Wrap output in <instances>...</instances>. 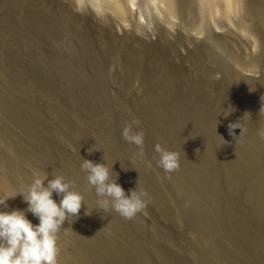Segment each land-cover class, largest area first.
Masks as SVG:
<instances>
[{"label":"rangeland","instance_id":"374dc122","mask_svg":"<svg viewBox=\"0 0 264 264\" xmlns=\"http://www.w3.org/2000/svg\"><path fill=\"white\" fill-rule=\"evenodd\" d=\"M24 2H27L26 6L30 4V0H0V198L25 191L37 175L41 178L47 175L49 179L63 176L66 182L73 184L74 191L82 194L85 206L79 217L72 223L69 218L57 233L59 264H264V247L261 249L257 244L259 238L263 245L264 226L262 224V229L258 225L257 206L253 201V194L260 186L253 175L249 177L252 173L244 165L251 151V139L246 135H250L253 128L242 124L243 134L240 128L235 129L236 136L240 135L236 143L225 127L232 116H219L225 112L223 106L210 102L211 107H205L207 103L204 101V105L203 99L196 94L190 101L193 104L188 106V95L179 89L181 85L176 80L143 79L135 72L134 75L120 72L116 77L105 78L85 76L87 79L61 76L56 72L57 66L51 64L49 67L43 61L45 65L34 61L28 41L27 49L23 48L26 44L18 41L17 36H23L18 34L19 25L22 21L23 25L31 22L29 19L32 18L31 13H27L30 6L25 7ZM86 2L91 7L101 4L100 0ZM133 4L129 6L133 5L135 17L133 22L130 21L132 23L127 22L130 26L133 24L132 28L156 29L155 23L159 19L161 22L173 19L164 14L162 0H134ZM19 9L23 11L19 12ZM220 13L217 10L210 13L208 21L210 17L212 19L208 25H212H207L208 31L222 44L219 52L228 56L222 57L228 65L233 64L229 65L235 69L233 71H250L245 56L252 52V45L237 46L229 42L226 35L228 26L232 22L234 27L238 16ZM173 20L172 24L183 23L179 17ZM9 21L17 22L18 27ZM28 23L24 26L29 37L32 27ZM120 25L124 24L119 23L118 27ZM186 29L192 34L196 31L189 26ZM87 30V36H93L92 42L98 46L102 44L100 41L105 42L102 46L110 44L108 33L101 36L94 28ZM104 56H69L67 62L73 61L71 69L77 66L93 73L111 68L125 71L121 60ZM68 65L67 69H70ZM240 65L242 68H238ZM127 66L129 70L131 66ZM251 103L255 111L259 109V100L253 99ZM216 116L221 118L220 121ZM133 117L138 118L139 129L145 133L143 157L138 155L135 145L122 137V129ZM206 119L212 120L214 125L209 121L206 124ZM157 143L179 154V170L165 173L157 166L159 156L154 151ZM90 148L95 150L89 153ZM82 158L105 163L110 172L113 169V179L118 173L117 182L126 194L135 188L137 192H146L145 209L132 220H125L115 212L100 211L95 190L90 188L86 174L80 170ZM149 162L151 167H148ZM53 199L59 202L60 197L53 193ZM6 204L7 207L0 206V211L27 208L20 195L9 198ZM26 215L34 225L39 223L30 212Z\"/></svg>","mask_w":264,"mask_h":264},{"label":"bare ground","instance_id":"6f19581e","mask_svg":"<svg viewBox=\"0 0 264 264\" xmlns=\"http://www.w3.org/2000/svg\"><path fill=\"white\" fill-rule=\"evenodd\" d=\"M100 2L101 4L98 7L93 4L91 7L90 5L87 4L86 0H32V1L30 0V4H27V6L28 5L30 6L29 11L27 10L26 11L27 13L29 12L28 14L31 13L30 15L32 16V18L29 19L31 20V22L29 23L26 22V23H28L29 27L31 26L33 29L31 28V31L29 32V37L27 36L28 33L26 32V28L24 26L26 24L25 21L26 20L29 21L28 19L25 18L26 20H24L25 23L24 25L22 19L20 20L22 21L21 25L23 26L19 25L17 22L14 21H9V22H12L14 25L15 23L19 25V27L16 25L15 27L16 28L18 27V32H19L18 34H22L23 36L22 37L20 35L17 36L19 39L18 41L22 42L24 45L26 44L25 47H23L25 49H27L26 47L27 41L29 42L30 44L29 46L31 47V49L30 47L29 49L31 50V55L33 56L34 61L39 63L43 61L49 67H51V64L54 67L57 66L56 69L58 70L56 72L61 74V76L63 75L65 78L66 77H68V79L75 77L80 78L85 76L92 77L93 75L97 77L104 76L105 78L106 76L116 77L117 76L116 74L120 72L124 75L125 74L134 75L135 72L136 74L140 75V77L141 76L144 77L143 79H145L146 77V79L148 78L150 80L155 79L156 81L157 80H164L166 82H171V80L179 81V85H181L180 86L181 88L179 89L183 90L182 92L188 95V100L186 103L188 104V106L193 104L190 101L193 98L194 94H196L198 97L203 99L202 103L204 105H205L204 101L207 103L205 107L208 106L211 107L210 102L212 104L218 105L219 107L223 106L222 109H224L225 111L226 108L231 106L234 110L230 114L232 116L231 121L230 119L228 120L232 123L241 121L242 124H246V126L248 125L247 126L248 128H253L254 130L252 133H250V135H246L248 136V139H251L249 140V142L251 141V151L248 152L250 155L249 158L247 159V162H245L246 164L244 163V165L248 170H250L248 172L252 173L250 174L249 177L253 175L254 177L253 176L252 177L254 178V181L256 182V184L260 186L259 188L257 187L258 189L256 188V191L253 188V190L255 191L253 194L255 196V199L253 197L250 200L254 199L253 201L256 203L257 206L256 217L258 220L257 222H259L258 225L261 226L262 228V224L264 226V141H261L258 138L257 133L259 129L264 128V113L260 114L259 112L260 98L261 96H264V0H162L163 5H165L164 14H166L168 18H170V20L172 18L174 19L179 17V19H182L184 25L183 23L180 25H178L179 23L177 25L176 23L172 24L173 23L172 21H174L173 19L170 21L171 23L168 22L169 19L168 20L165 19L167 22L165 21L161 22L159 19L158 22L155 23L156 29H150V30L147 29L145 31L143 30L141 31V29L138 30L136 26L132 28L133 24L131 26L130 24L129 25L127 24L128 21L129 23H132L133 22L132 19L135 17V13L131 8L134 5L133 4L134 0H100ZM24 3H25V7H27L26 6L27 2ZM130 4L133 5L129 6ZM22 5L23 6H21V9H23L22 7H24V4ZM21 9H19V12L23 11ZM214 10L215 11L217 10L218 13H220L221 11H222L221 13H223V11L228 12V14L235 13L238 16L237 18L239 19L238 20L236 19L237 21L234 20L235 21L234 23H236V25L232 27L233 25L231 24L232 23L231 22L230 25L228 26L227 29L228 31L226 35L231 40L228 41L234 43L235 45L237 44V46H243L244 43H246L245 46L252 45L253 47L252 52L245 56L247 66L250 69V71L248 69L247 72L246 71L242 72L240 71L241 69L240 70L238 69L239 71L238 70L233 71L235 69L230 67L233 66V64L232 65L229 64L230 65L229 66L227 64L228 61H225L223 59L224 55L221 54L222 53L221 51L219 52L220 44L218 43V40H215L214 39L215 37L213 38V35L210 34L211 32L208 31L209 28H207L208 23H210L209 21L212 19V17H210L211 19H209L208 21V17L210 13H213ZM20 14L21 13H19V15ZM224 14L226 15L227 13ZM22 16L23 15H21V17ZM117 21L119 22L117 23ZM119 23L121 24L123 23L124 25H120L118 27ZM185 23L187 27H185ZM9 24L12 25L11 23ZM28 24L26 26H28ZM10 25L8 27H10ZM211 25L208 26L210 27ZM219 25L221 24L219 23ZM188 26L190 27V29L192 28L196 29L198 33H196V31H194L196 34L189 33L187 31L188 29H186L188 28ZM88 28H90V30L91 28L92 29L94 28L95 31L97 30L98 34H100L101 36H103V34L105 33H108L109 37L107 39H111V41L109 40L110 44H107L108 46L106 47L104 45L102 46V44H104L105 42L100 41V44L102 43L101 46H98L96 42H95L96 44L92 42L94 40L93 36H90L92 38H89V36H87L89 34L87 30ZM216 28L218 29V27ZM151 30L152 31L155 30V33H153ZM86 31L88 32V34L85 33ZM7 33L11 34L8 31ZM216 33L218 34V32ZM221 33L223 32L221 31ZM12 34H14V37L17 39V37L15 36V32H13V30H12ZM221 35L224 36V34ZM24 36H26V38ZM16 41L17 40H15L14 42ZM18 44L16 43L15 45L18 46ZM20 45L23 46L21 43ZM49 48H51L50 51H48ZM73 55L88 56V57L89 55L91 56L97 55V58L103 57V55H105L104 58L115 57L121 60L120 62L121 66L125 65L123 67L125 68L126 72L124 71V69L118 68L119 69L118 71L117 69L114 70L115 68L111 70L112 69L111 68L104 72L101 70L100 72L95 71V73H93L92 70L91 72H89L88 70L79 69V67L76 66L77 64L75 65L76 67H73V69H71L73 61L69 63L67 62V58L70 59L69 56L76 58ZM224 58H228V56ZM231 62L233 63V60ZM243 63L241 64L242 66H244ZM67 64H69L68 66H70V69L69 68L67 69ZM127 64L131 66L129 70ZM80 65L82 66V64H79V66ZM241 65L238 68H242ZM52 69L54 68L52 67ZM85 78L87 79V77ZM164 85L165 83L161 88H163ZM141 97L143 96L141 95ZM253 99L259 100V109L256 111L253 107L254 105L251 103V100ZM177 104L178 103H176L175 105ZM198 105L203 108L202 104L198 103ZM218 106L215 108H218ZM213 107L214 106H212V108ZM188 109L191 108L188 107ZM219 116L222 118L224 115L223 113H220ZM219 116H216L218 120L220 118ZM201 119H203V117ZM206 121L207 124L209 119L208 120L206 119ZM211 121L212 120L209 121L210 125H214L212 124L213 121L212 122ZM248 130H246L247 134H248ZM245 134L246 133L244 132V135ZM243 156L245 157V155ZM237 160L239 161V159ZM253 187H255V184ZM258 240H257V244L258 246H261L262 249L264 247V242L263 245H261L262 241L259 242ZM205 244L207 243L205 242ZM263 252H264V248H263ZM257 264L259 263L257 262Z\"/></svg>","mask_w":264,"mask_h":264},{"label":"clouds","instance_id":"9594fccd","mask_svg":"<svg viewBox=\"0 0 264 264\" xmlns=\"http://www.w3.org/2000/svg\"><path fill=\"white\" fill-rule=\"evenodd\" d=\"M228 109L231 110L223 112L225 117L234 110L231 106ZM259 112L264 113V96L260 98ZM139 125L138 118L133 117L122 129V137L127 143L135 145L139 150L138 155L143 157L145 133L139 129ZM237 128L243 131L241 121L227 125L228 134L236 143L240 136L235 134L234 130ZM257 135L264 141V128L259 129ZM94 150L90 148L89 153ZM154 151L159 156L157 166L165 173L179 170L177 152L169 151L159 143L154 146ZM148 167H151V162ZM80 170L86 174L87 184L95 190L100 211L115 212L125 220H132L145 209L147 193L137 192L135 188L129 190L130 194H126L125 189L117 182L119 174L116 173V178L113 179L111 172L114 171L111 169L110 172L105 163L82 158ZM53 193L60 197L59 202L53 199ZM16 195L22 196L27 208L0 211V264H59L57 233L65 221L69 222V218L72 223L79 217L82 206H85L82 194L74 191L73 184L66 182L63 176L49 179L47 175L43 178L37 175L25 191ZM15 196L0 198V206L7 207L6 201ZM26 212L36 217L39 223L34 225L27 218Z\"/></svg>","mask_w":264,"mask_h":264}]
</instances>
